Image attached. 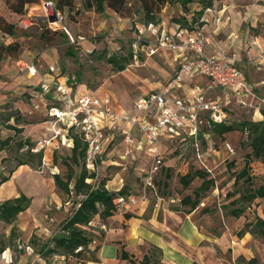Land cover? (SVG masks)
I'll return each mask as SVG.
<instances>
[{"label": "rangeland", "instance_id": "rangeland-1", "mask_svg": "<svg viewBox=\"0 0 264 264\" xmlns=\"http://www.w3.org/2000/svg\"><path fill=\"white\" fill-rule=\"evenodd\" d=\"M49 1L56 6L57 0H41L38 4L27 5L23 16L14 15L4 0L0 1V14H5L17 24L15 36L0 31V43L8 44L15 39L21 43L18 57L4 54L3 61L0 60V85H4L0 86V139L9 141L0 148V177L9 174L21 158L27 157V147L18 146L21 139L30 138L36 145H41L54 133V118L50 116V107L60 104L61 94L54 83L48 92L43 93V79L70 87L73 97L83 92L93 93L100 97L108 96L114 106L113 102L116 101L120 106L128 108L134 100L150 91L163 89L178 72L180 60H175L173 54L148 56L141 48L143 39L154 42L156 38L151 35L142 16L136 15L134 19L123 17L109 8L103 13H97L85 8L84 0H74L73 9L56 7L62 20L59 25H54L48 16L51 10L44 8V3ZM224 2L215 0L211 8L204 9L198 16L197 11L201 6L195 0L189 4L186 15L189 17L195 13L193 17L198 18L196 23L204 20L201 23L206 24L207 32L212 35L215 50H223L235 56L243 74L242 85L234 90H216L210 88L203 79L198 82L194 80L192 86L198 84L204 90L207 100L218 103V112L210 111L200 115L202 135L197 146L188 137L164 138L162 166L153 176L154 187L145 185L152 151L142 146L147 151L145 154L138 156L133 152L132 156L123 157L126 144L122 142L123 136L119 133L106 145L91 184L98 186L109 180L114 185L121 183L122 188L126 189L124 196L129 204L128 210L134 211L145 203L147 211L158 210L160 217L163 208L188 209L180 201L187 194L194 195V189L201 184L202 178L195 177L186 187L179 178L189 171L204 169L207 178H213L214 182L208 190L200 193V202L192 211H195L204 229L214 236L216 242L214 250L204 253L202 261L194 264H264V239L250 233L242 237L237 235L244 224L252 221L255 216L264 219V198H256L247 206L245 203L231 202L247 186L243 180L234 183V175L244 165V154L250 150L240 145V141L246 139L245 133L235 130L220 136L211 129L212 124L208 121L210 116L214 121L225 123L262 119L259 113L264 115V50L261 49L264 40V12L252 13V20L239 23L232 30L223 24L218 26L216 21L221 15L219 11L225 6ZM253 3L262 5L264 0H243L242 4ZM184 14L180 4H167L160 12V22L155 27L159 32L165 28V24H171L173 17ZM43 27L55 32L51 35L52 43H44L39 37ZM130 52L134 56L123 71H117L108 62L110 56L124 58ZM31 66H35V75L29 71ZM17 110L21 113V119H16V116L8 121L9 116ZM18 121L27 132L15 134L14 130L8 128L9 124H18ZM45 125L51 130L45 128ZM62 127L58 124L55 129ZM69 135L75 134L69 131ZM68 140L66 144H62L60 136L53 140L49 149L44 150L47 164L33 168L45 179L44 183H48L47 179L52 181L53 173L66 175L71 170L69 163H72L74 173H80L81 166L71 159ZM227 142L233 147V154L225 150L224 143ZM202 164L209 170H205ZM249 172L254 177V186L264 185V165L252 161ZM27 181L36 183L37 191H46L40 180ZM73 186L71 184V188ZM52 189L43 205H33L12 223L0 220V264H25L27 260L32 262L33 259L36 264L65 263L59 255L49 256L47 262L37 252L43 243L51 240L60 230L62 221L71 214L74 204L82 196L68 195L56 185ZM234 191L233 195H228ZM241 205L246 206L245 211L238 218L232 216L229 210ZM93 224L98 225L97 222ZM93 248L94 245L91 246ZM84 257L92 259L88 253ZM94 257L99 259L98 253ZM69 262L73 264L76 260L70 258ZM92 262L86 261L83 264Z\"/></svg>", "mask_w": 264, "mask_h": 264}, {"label": "trees", "instance_id": "trees-1", "mask_svg": "<svg viewBox=\"0 0 264 264\" xmlns=\"http://www.w3.org/2000/svg\"><path fill=\"white\" fill-rule=\"evenodd\" d=\"M1 1V0H0ZM41 0H4L5 4L9 8L10 12L14 15H25L26 6L31 4H38ZM195 0H84V6L86 9H93L97 13H103L107 8L112 9L116 13L123 17L133 18L136 15L142 16L144 23L146 24H158L160 19L158 16L162 9L167 4L178 3L182 6L185 14L177 17H173L171 23H174L179 28L196 29L202 24L201 21L196 23L198 18H194L193 15L187 17L186 13L189 12V4ZM215 0H198L201 9L197 11L198 16L201 15L204 9L211 8ZM75 6L74 0H57L56 7L64 8L68 7L73 9ZM43 31L39 37L44 43H52L53 32L48 27H43ZM0 31L4 34L15 36L17 34V24L5 16L0 14ZM62 34L67 37L66 33ZM145 42L141 43L144 44ZM21 51V43L18 40H13L8 44L0 43V60L3 59L4 54L9 56L18 57ZM134 56L133 52H130L128 57L121 58L118 55L110 56L108 62L117 71H123L127 65L131 63ZM20 114V115H19ZM17 116V117H16ZM21 113L19 110L15 111L9 116L8 121L12 117L21 119ZM210 120V121H209ZM208 121L212 124V130L220 136L225 133L239 130L245 133V141H240L241 146H246L250 150L244 154V165L240 171L234 175V183L243 180V183H247V186L240 192L239 197L231 202H237L240 204L245 203L246 206L250 204L256 198H264V185H253L254 177L250 174V163L252 161H258L264 165V119L259 120H243L235 123H225L224 121H214L210 116ZM208 122V123H209ZM9 129L15 131V134L23 132V127L18 124H9ZM201 137V135H200ZM8 140L0 139V148L8 144ZM19 148L27 147L26 158H21L17 167L21 165H29L31 168L36 169L41 167L44 159V149L39 151H33L36 146L30 138L21 139L19 142ZM72 156L71 159L76 165L81 166L80 173H74L72 163H69L70 171L66 175L60 173H53L54 183L57 188L64 193L70 195L75 194L82 196V199L74 204L71 214L67 216L61 223L60 230L52 237L51 240L43 243L41 249L37 252L41 258L48 262V257L52 255L62 256L65 260L63 264H71L70 258L76 260L73 264H83L86 261L98 262L95 254L100 249V241L104 238L105 231L101 224L95 225L93 222L96 218H100L101 221H105L108 217L112 216L116 211V206L113 199L117 195H125L126 189L123 187L118 193L108 190L105 186V182L98 186H93L89 179L95 178V172H88L83 164L85 156L86 145L78 137H73V146L71 147ZM204 170V169H203ZM203 170H194L188 172L185 175H181L179 180L184 187L188 186L190 182L195 178H202L201 184L194 189V195L187 194L181 199V205L187 206L188 209L182 210L185 213L191 212L195 209L199 202L202 191L208 190L213 185V178H207V173ZM14 172V169L9 174H2L0 177V185L9 180ZM74 186L71 188V184ZM238 192V191H237ZM233 193H228L234 194ZM31 204V198L27 197L24 193H21L18 197L4 200L0 204V220L6 223H12L16 220L17 216L27 210ZM245 205L240 207L231 208L230 214L238 218L244 211ZM129 213L126 217H130ZM245 233L261 236L264 239V219L259 216H255L252 221H248L244 224V227L237 233L239 237H242ZM94 248L91 249V246ZM90 254L92 259L84 257L86 254ZM90 257V258H91ZM122 257L128 258L129 253L122 252ZM82 262V263H81ZM151 262L149 255H145L142 259V264H148ZM32 264H36L35 262ZM49 264V262L47 263ZM154 264H157L155 262Z\"/></svg>", "mask_w": 264, "mask_h": 264}, {"label": "built area", "instance_id": "built-area-1", "mask_svg": "<svg viewBox=\"0 0 264 264\" xmlns=\"http://www.w3.org/2000/svg\"><path fill=\"white\" fill-rule=\"evenodd\" d=\"M44 8L51 10L48 16L53 18V24L56 21L61 22L62 15L53 2L44 3ZM147 25L151 35L156 38L154 42L143 39L142 43H145L141 48L146 54L155 56L161 51H171L181 60L178 72L168 84L161 90L149 92L138 98L132 111L117 110L109 97H100L93 93H81L73 97L70 87L49 79H43L41 90L43 93L48 92L51 84L54 83L61 94L60 104L50 107V116L54 118L52 130L54 133L44 140V144L50 145L60 136L62 144H66V140L69 139L68 145L73 146V137L78 136L86 145L83 159L86 170L97 172L100 157L106 145L111 141V135L119 131L124 135L126 155L135 146H146L152 151V160L146 170L145 185L154 187L153 176L160 171L162 166L159 148L161 139L188 137L192 139L193 145L197 146L198 139L202 135L200 115L210 111L218 112V103L207 100L202 88L192 98L174 95L171 98L172 105L169 104V97L173 90L183 83V75L204 76L208 79V86L212 89L239 88L243 81L234 55L223 50L208 53L207 46L213 43L210 32L200 28L179 27L173 32H168L165 28L158 32L155 24ZM31 67L29 71L35 75V66ZM121 123L130 125V128L121 130ZM58 124L63 127L55 129ZM134 130L136 132H133ZM69 131H73L75 135L70 136ZM40 148L39 145L32 150L36 152ZM224 148L227 153H234L233 147L228 142L224 143ZM43 163L47 164L46 157ZM202 165L206 168L205 170H209L205 164ZM113 201L116 211L129 209L124 195H117ZM103 229L106 230V226H103Z\"/></svg>", "mask_w": 264, "mask_h": 264}, {"label": "crops", "instance_id": "crops-1", "mask_svg": "<svg viewBox=\"0 0 264 264\" xmlns=\"http://www.w3.org/2000/svg\"><path fill=\"white\" fill-rule=\"evenodd\" d=\"M224 1L225 6L219 11L221 15H219L217 24L218 26L223 24L226 27H230L232 30L236 29L237 24L247 22V20H252L250 19V15L252 13L255 15L260 12H264V4L255 5V3H253L243 5V0ZM224 12L226 14L225 16H222ZM202 24L199 28L203 31H207L205 28L206 24ZM165 29H167L168 32H173L177 29V25L174 23L165 24ZM261 49L264 50V40L261 42ZM207 51L208 53H214V46L212 44L207 46ZM160 54L161 56H165L166 54H173V57L177 56V54L171 51H161ZM175 60L181 59L176 57ZM1 61H3V59ZM155 63L158 64L156 61ZM238 68L243 81L242 71L239 66ZM199 79L205 80L208 84V79L204 76L189 77L183 75V83L180 85V87L173 90L171 97H169V104L172 105L171 98L174 95L192 98L196 92L201 89V86L198 84H194L192 86L194 80L197 81ZM6 85L8 86V84ZM228 89L234 90L237 88L233 87ZM135 101L136 100H134L133 104L128 108L120 106L116 101L113 103L115 104V108L117 110L132 111L134 109ZM259 116L260 118L264 119V115L261 113H259ZM45 128L48 127L45 125ZM128 128H130V125L121 123V130ZM24 132H27V130H24ZM133 132L136 131L134 130ZM117 133H119V131L111 135V141L109 143L114 140ZM119 134L123 136L122 142L125 143L123 133ZM164 141L165 139H161L160 141L159 148L161 156L162 142ZM48 146L49 145L41 143L40 149H44L46 151L49 149ZM69 146L72 147V145ZM35 147H39V145H36ZM133 152L134 154L140 156L145 154L147 151H144L142 146H135L128 155L132 156ZM128 155L125 154L123 157ZM149 166L150 164L148 165V168ZM18 179H20V182ZM27 179L40 180L43 183L46 191H37V184H34L30 181L28 183V181L26 182ZM93 179L94 178L89 179V182H93ZM51 180L52 181L49 182L47 179L48 183H44L45 179H43V177L33 170V168H31L29 165L18 166L14 168L11 178L0 185V204L6 199L18 197L21 193H24L27 197L31 198V204L29 208L21 212L17 216L18 218L20 215L28 212L31 207H33V205H43L46 202L49 197V193H51L50 191H53L52 186L55 187L53 177ZM72 184L74 185V183ZM117 185L119 186L115 187ZM117 185L111 183L110 180L105 183V186L108 190L116 193L119 192V189L120 187L122 188L123 184L120 183ZM127 213H129L131 216L126 217ZM159 214L160 211L158 210L153 212L147 211L145 209V203H142L139 208L134 211L128 209L115 211L114 214L108 217L105 221H101L99 217L96 218L94 223L97 222L98 224H101V227L106 226L107 229L104 230L105 235L100 241V249L97 252L99 260L98 262H92V264H142L141 261L145 255H149L151 258V262L148 264H154L155 262H157V264H194V262L202 261V256L204 253H210L214 250V242H216V240L213 238L214 236L209 233V231L204 229L201 222L199 221V218L196 217L195 211L185 213L182 210L163 208L160 217ZM123 251L129 253L128 258L122 257ZM34 262V259L32 262L27 260L25 264H32Z\"/></svg>", "mask_w": 264, "mask_h": 264}, {"label": "bare ground", "instance_id": "bare-ground-1", "mask_svg": "<svg viewBox=\"0 0 264 264\" xmlns=\"http://www.w3.org/2000/svg\"><path fill=\"white\" fill-rule=\"evenodd\" d=\"M54 25H59V21H56Z\"/></svg>", "mask_w": 264, "mask_h": 264}, {"label": "water", "instance_id": "water-1", "mask_svg": "<svg viewBox=\"0 0 264 264\" xmlns=\"http://www.w3.org/2000/svg\"><path fill=\"white\" fill-rule=\"evenodd\" d=\"M50 20H53V18H51Z\"/></svg>", "mask_w": 264, "mask_h": 264}]
</instances>
